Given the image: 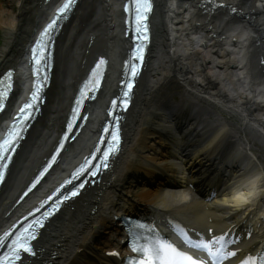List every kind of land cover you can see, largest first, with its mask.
<instances>
[{"label":"bare ground","instance_id":"6f19581e","mask_svg":"<svg viewBox=\"0 0 264 264\" xmlns=\"http://www.w3.org/2000/svg\"><path fill=\"white\" fill-rule=\"evenodd\" d=\"M156 1L150 58L140 78L134 104L127 110L124 150L116 160L113 173L103 185L79 195L72 204L73 209L64 208L54 216L38 242L39 257L30 259L29 264L93 262L95 256H100L102 250L112 244V233L118 239L114 232L118 221L113 218L117 211L114 203L118 198L181 213L191 224L200 225L206 220V212L194 196L186 191L160 189L163 182L159 179L150 186L143 176L151 177L148 181L154 182L153 177L163 171L168 177L170 173L178 172L176 168L182 166L190 153L196 152L204 153L201 158L206 162L203 177L210 169L216 174V169L227 160L235 161L232 159L235 153L236 158H245L247 165H251V149L248 147L249 152L246 148L243 150L235 135L243 141L246 137L240 138L239 130H229L221 113L236 116L242 130H246L247 136L264 150V66H259L260 58L264 56V0H222L240 7L249 14L247 19L244 14L236 17L227 11L204 14L198 8V0ZM55 2L0 0V74L15 67L17 91L26 81L22 60L24 45L50 14L49 9ZM120 5L118 0H82L79 11L77 9L59 36L47 105L22 144L0 196V230L20 210V206L16 207L9 216H4L12 207L16 194L24 188L35 167L54 144L76 85L90 61L101 54L100 49L94 48L98 41L111 57L103 94L91 105L86 129L70 144L53 173L54 177L49 176L39 192L62 174L64 165L89 149L94 129L113 94L112 87L123 58L126 41L121 39ZM91 36L96 41L88 46ZM173 85L179 87L188 100L198 96L201 102H197L196 107L205 109L203 106L208 105L215 110L217 106L222 112H211L214 114L207 123L192 119L183 125L182 134L178 133L175 118L165 114L169 106L162 99L167 87ZM235 181L247 186L255 182V195L264 201V167L260 164L253 171H239ZM134 183L141 185L132 186ZM37 199L36 195L33 200ZM226 202V199L214 202L213 212L224 205L218 216L230 215L231 208ZM261 222L263 224L264 220ZM226 225L220 224L219 228ZM81 247L82 252H78ZM86 255L90 257L89 261H85Z\"/></svg>","mask_w":264,"mask_h":264},{"label":"snow or ice","instance_id":"6c2138e0","mask_svg":"<svg viewBox=\"0 0 264 264\" xmlns=\"http://www.w3.org/2000/svg\"><path fill=\"white\" fill-rule=\"evenodd\" d=\"M73 0H68L67 3L63 5L62 8L59 9L60 12H63L65 9L71 6ZM151 5L148 3V0H143V3H140V0H137V20L144 21L146 17L142 15V12H146L150 9ZM53 23H50L47 28L44 30L46 33L48 29L53 27ZM144 31H147L146 27ZM41 35H44L42 33ZM144 39H147L145 36ZM40 41H37V47H34V59H36V63L39 64L41 60L36 57V53H43L44 49L39 47ZM142 48H137L136 52L133 55H138L142 53ZM142 58V57H141ZM99 63H103L101 60ZM99 67V64L97 65ZM35 72H38L39 69H34ZM132 75L136 74L135 66L131 69ZM46 78V77H45ZM132 87L131 82L128 83V88ZM39 92V88L36 89V93L33 94V99H36V95ZM123 95L126 97L128 95L127 92H124ZM117 101H113L115 105ZM125 106L127 101H121ZM2 106V105H0ZM31 104L26 103L23 108H21V112H24L25 109L30 108ZM15 138V137H13ZM112 140L114 142H118L119 137L116 132L112 134ZM9 140H4V143H10ZM43 175V173L41 174ZM95 175V173H93ZM75 193H73L74 195ZM131 226L129 228V237L131 239L132 250L135 253L140 255L139 260H133V264H220L221 260L227 259L229 257L236 256L235 251H230L225 253L224 249L227 246V243H232L233 241H225L226 233L221 236L212 235L210 239L204 238V236L197 234V239H193L188 233L184 230H180V235L184 241V243L189 248H194L199 251L206 253L207 260L203 257L193 255L190 252L183 250L179 245L175 242L163 237L154 226L147 225L142 222L134 221L130 222ZM137 229L141 230L139 233ZM208 232L211 233L212 230L208 229ZM19 247L24 248L26 251H31L30 246L26 244H20ZM239 264H257V258L248 256L240 260ZM259 264H264V255H261L259 258Z\"/></svg>","mask_w":264,"mask_h":264},{"label":"rangeland","instance_id":"374dc122","mask_svg":"<svg viewBox=\"0 0 264 264\" xmlns=\"http://www.w3.org/2000/svg\"><path fill=\"white\" fill-rule=\"evenodd\" d=\"M78 11H79V8H78ZM255 62H257L256 59H255ZM47 100H48V97H47ZM224 116H225L224 120L227 123V126L229 127V129H231L232 132L239 130L240 138L246 137V141H243V140H240V141L243 143V145H248L250 147V149L257 155L258 159L261 161L262 165L264 166V150L261 147H259L258 142L256 140H253L249 136H247L245 132L246 130L245 131L242 130L240 121L238 120L236 116H232L231 114H224ZM248 138L252 140L250 141ZM252 141H254L253 144H252ZM71 209H73V206L71 207Z\"/></svg>","mask_w":264,"mask_h":264},{"label":"water","instance_id":"95a60500","mask_svg":"<svg viewBox=\"0 0 264 264\" xmlns=\"http://www.w3.org/2000/svg\"><path fill=\"white\" fill-rule=\"evenodd\" d=\"M213 1L214 0H208L203 2L205 5H203V7L205 8L204 12L209 11L210 15L214 13V10L216 9V7L213 6Z\"/></svg>","mask_w":264,"mask_h":264}]
</instances>
